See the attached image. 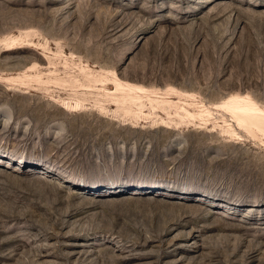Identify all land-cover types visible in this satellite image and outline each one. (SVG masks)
<instances>
[{"label":"rangeland","instance_id":"374dc122","mask_svg":"<svg viewBox=\"0 0 264 264\" xmlns=\"http://www.w3.org/2000/svg\"><path fill=\"white\" fill-rule=\"evenodd\" d=\"M262 127L264 0H0V264H264Z\"/></svg>","mask_w":264,"mask_h":264},{"label":"bare ground","instance_id":"6f19581e","mask_svg":"<svg viewBox=\"0 0 264 264\" xmlns=\"http://www.w3.org/2000/svg\"><path fill=\"white\" fill-rule=\"evenodd\" d=\"M235 107H237V108H239V109H243V110H244V109H246V110H252L249 106H248V107H242V106L239 105V104H238V105L236 104ZM262 129H264V127H262Z\"/></svg>","mask_w":264,"mask_h":264}]
</instances>
